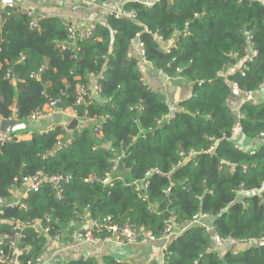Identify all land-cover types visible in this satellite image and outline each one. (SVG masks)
<instances>
[{
	"label": "trees",
	"instance_id": "16d2710c",
	"mask_svg": "<svg viewBox=\"0 0 264 264\" xmlns=\"http://www.w3.org/2000/svg\"><path fill=\"white\" fill-rule=\"evenodd\" d=\"M151 1L150 7L142 0L124 3L123 9L134 11L133 19L107 14L75 51L59 47L67 39L61 18L40 19L36 29L29 28L21 9L2 18L1 119L15 115L26 121L55 98L60 108L72 107L75 85H88L90 74L96 77L97 94L107 99L76 107L80 120L101 117L100 136L88 126L68 132L56 125L32 131L29 140L0 144L1 201L10 198L23 176L36 171L69 175L59 199L44 182L28 192L24 208L1 205L0 250L9 261L14 251L9 240L16 232L20 246H29L13 264H34L48 236L72 243L75 230L105 217L143 226L156 237L171 218L174 227H186L168 241L162 264H264V100L243 101L237 115L228 103L235 90L229 82L241 93L255 92L264 82V0ZM136 33L152 67L193 84L191 96L171 115L164 97L143 84L137 55H130ZM170 44L166 51L163 46ZM231 66L235 69L227 73ZM39 69V77H33ZM7 70L14 84L5 77ZM238 126L240 136L258 140L254 149L235 147ZM190 150L194 153L184 158ZM121 152L110 173L112 157ZM88 177L94 180L85 181ZM140 179L147 184L139 196L127 183ZM196 214L213 217L209 230L187 225ZM35 221L48 226V233L37 230ZM91 233L103 237L108 232ZM214 240L243 247L218 252ZM102 259L127 264L107 255ZM67 264L98 261L91 256Z\"/></svg>",
	"mask_w": 264,
	"mask_h": 264
},
{
	"label": "crops",
	"instance_id": "0c3cea01",
	"mask_svg": "<svg viewBox=\"0 0 264 264\" xmlns=\"http://www.w3.org/2000/svg\"><path fill=\"white\" fill-rule=\"evenodd\" d=\"M17 9H27L30 10L33 16L38 18L47 17H58L67 21L78 28H86L89 25L96 23H104L106 21V15L108 9H118L122 7L124 3L132 0H106L104 2L90 1V0H14ZM170 45L163 46L167 49ZM137 41L133 40L129 49L130 55L135 56L138 53ZM235 66L228 70L232 72ZM141 80L144 85L149 89L160 93L169 108V115L173 112L178 111L179 103L192 94V82H188L181 77H169L164 74L161 70L152 67L149 64H145L140 69ZM97 80L96 78L90 79L88 84V89L93 95L97 94ZM253 98L257 101L264 100V89L258 90L257 92H251ZM246 98L245 93H241L235 89L228 98V103L234 114L237 115L239 107ZM72 118L67 115L55 113L54 115L37 120L27 119L25 122L26 128L14 131L17 140H29L32 136V131H47L52 129L54 126L59 125L62 127H67L69 121ZM164 117L162 121L166 120ZM1 120V119H0ZM23 121V120H22ZM82 123L83 127L88 126L93 128L94 122L86 118L85 120H78ZM81 126V127H82ZM79 127H76L77 129ZM68 132L70 129H66ZM239 126L236 128L235 137L233 138L234 143L239 144L240 147H247L250 150L254 149L257 145L258 140H249L243 136L239 135ZM67 140L69 138L67 137ZM28 192L19 186H14L10 190V198L6 201L0 200V205L7 204L19 199H25ZM204 220V219H203ZM210 222L211 220L208 219ZM208 225V223H205ZM86 224L82 225L80 229H83ZM37 230L39 228H36ZM181 227L175 226L174 231L179 232ZM48 243H46L47 256L44 264H67L70 261L77 259H84L87 257H94L97 259L98 264L103 263L104 256H111L120 262H125L127 264H147L149 262L155 261L158 264L163 263V251L161 250V242L159 240L138 243L132 245L117 246L110 242H94L86 243L81 242L78 238L72 243H68L66 239L56 240L49 239L47 237ZM243 247L242 242L237 241H215L213 249L218 252H223L224 250H238ZM20 253L18 250H14L12 257L7 264H13L17 262V255Z\"/></svg>",
	"mask_w": 264,
	"mask_h": 264
},
{
	"label": "built area",
	"instance_id": "2783aa9c",
	"mask_svg": "<svg viewBox=\"0 0 264 264\" xmlns=\"http://www.w3.org/2000/svg\"><path fill=\"white\" fill-rule=\"evenodd\" d=\"M90 1H95V0H90ZM142 3L146 7H150L152 5L151 0H142ZM14 9H17L16 3L14 0H0V26H1V20L2 18L8 16ZM25 14L28 16V26L30 29H36L38 28V22L41 18H38L36 16H33L32 12L27 9H23ZM4 14V17L2 16ZM108 15H112L114 18H128V19H133L135 18V13L133 10H126L123 9L122 7H119L118 9H108L107 10ZM63 26L65 27L67 31V39L59 45L61 49H68L70 51H75L76 50V45L78 42L92 38L93 37V29H94V24L89 25L86 28H78L72 25L71 23L67 21H63ZM147 30L144 28V31ZM135 40L137 41L138 45V53H137V62L136 66L137 69L140 70L142 66L145 64L150 63L145 59V51H144V44L140 40L139 33H136L135 35ZM166 51H169V49H165ZM233 67V66H231ZM229 67L228 69H230ZM41 69V68H40ZM40 69L32 74L33 77L38 78V74ZM228 73V72H227ZM227 73H221V76L224 78L226 77ZM5 77L10 80L11 83H15V78L12 76L9 70L6 71ZM90 79L96 78L93 74L89 75ZM89 79V80H90ZM231 87L233 89H236V85L233 82H229ZM264 89V82L258 85V90ZM245 100L257 104L259 101L255 100L253 96L251 95V92H247ZM96 95H93L89 89L88 85H83V84H76L75 85V99L73 102L72 107H67V108H60V98H55L51 101H49L41 110L36 111L34 113H31L28 115L27 119L29 120H37V119H42L46 117H50L54 115L55 113L59 114H65L67 116H70L72 119H77L80 120V118L77 115L76 112V107L80 105L87 104L94 100ZM12 110L14 111V108L12 106ZM18 119L16 116H12L11 118L8 119ZM1 119V118H0ZM92 122H94L93 126V132L97 134V136H100V118H88ZM80 127V126H77ZM64 128V127H63ZM65 130L67 127L64 128ZM75 129V128H74ZM79 129V128H77ZM95 133H92L95 135ZM264 138V136H263ZM12 139H17L16 134L14 132H6V131H0V144L10 141ZM236 148L240 149V146L235 145ZM194 153L193 150H190L187 152L185 157H188ZM123 157V152L114 154L112 157L111 161L113 163L112 168L110 173H113L114 170H116L118 162L121 160ZM150 171H147L145 174V177L149 176ZM110 174L107 175L106 179L109 178L110 181ZM69 178V175H52V176H46L44 175L41 171H36L33 175L30 176H23L21 181H20V186L24 189V191L29 192V191H36L39 189V187L42 185V183L47 182L51 188L54 190L55 196L59 199L62 193L63 189V182H65ZM105 183L109 182L106 181ZM93 177H88L85 179V181H93ZM128 185H133L135 191H137V194L140 196L143 190L146 187V180L145 179H140V180H134L131 182L127 183ZM24 199H19L16 202H10L7 204H2L8 207H16L18 206L19 208H24L25 204L23 203ZM1 205H0V213H1ZM206 218L204 214H196L194 218L187 223V225L191 224H202L203 226H206L207 230L210 228L208 225H205L202 220ZM33 226L35 228H39V231H42L43 233L47 234L48 233V226L42 227L40 221H35ZM186 227H181L180 231H183ZM15 229H19V226H15ZM92 229H105L108 233L107 235H104L103 237H94L91 233ZM79 231H82L79 233ZM174 233H178L174 231V226H173V218H171L169 221L165 222L164 228L162 230V233L159 236L153 235L149 230L145 229L143 226H136V225H131L128 223L125 224H118V223H113L110 217H105L101 219L100 221L97 220H90L86 223V226L83 229H77L72 235V238L75 240L77 237L80 239L81 242H86V243H94V242H110L113 243L117 246H126V245H132V244H138V243H146V242H152L159 240L161 242V250L163 251V255L165 254V251L167 249V243L172 237ZM16 238L10 239L9 240V248H13L14 250L18 251H23L26 252L29 248V246L24 245L20 246V243L17 242V239L20 238V234L16 232ZM49 239H55L56 237H50L48 236ZM3 243L2 238L0 236V246ZM47 256V251L43 250L40 255H38L34 259V264H44ZM8 258L3 254V251L0 250V264H6L8 263Z\"/></svg>",
	"mask_w": 264,
	"mask_h": 264
},
{
	"label": "water",
	"instance_id": "95a60500",
	"mask_svg": "<svg viewBox=\"0 0 264 264\" xmlns=\"http://www.w3.org/2000/svg\"><path fill=\"white\" fill-rule=\"evenodd\" d=\"M2 16L4 17V14H2ZM95 101L99 102V103H106L107 99L101 97L100 95H96L94 98ZM82 123H79L77 119H71L67 125V128L70 130H73L74 128H76L77 126H82ZM26 128V124L24 121L20 120V119H1L0 120V131H6V132H14L16 130L19 129H24ZM91 137H94L93 134H91ZM60 145V143H58L56 145V147H58ZM108 148L111 147V143L108 142L107 145ZM106 181H109V178L106 179ZM82 231H79V233H81ZM48 243V241H47Z\"/></svg>",
	"mask_w": 264,
	"mask_h": 264
},
{
	"label": "rangeland",
	"instance_id": "374dc122",
	"mask_svg": "<svg viewBox=\"0 0 264 264\" xmlns=\"http://www.w3.org/2000/svg\"><path fill=\"white\" fill-rule=\"evenodd\" d=\"M257 91H258V90H256L255 92H257ZM255 92H254V93H255ZM212 218H213V217H207V218H205L204 220H202V222H205V223L211 224V222H212ZM208 219H210L211 221L209 222Z\"/></svg>",
	"mask_w": 264,
	"mask_h": 264
}]
</instances>
